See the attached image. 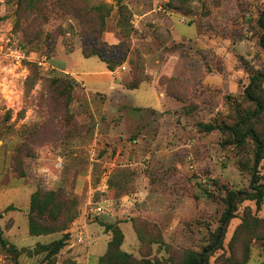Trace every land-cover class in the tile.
Segmentation results:
<instances>
[{
  "label": "rangeland",
  "instance_id": "374dc122",
  "mask_svg": "<svg viewBox=\"0 0 264 264\" xmlns=\"http://www.w3.org/2000/svg\"><path fill=\"white\" fill-rule=\"evenodd\" d=\"M263 10L264 0H0V264H264V160L260 202L240 201L220 249L199 258L228 195L252 192L256 146L244 136L264 143V113L253 116L244 92L264 72ZM9 48L23 49L21 67ZM98 51L110 67L124 62L127 86L154 82L166 111L78 92L65 60L97 72L100 59L84 56ZM37 150L59 167L53 187L31 173Z\"/></svg>",
  "mask_w": 264,
  "mask_h": 264
},
{
  "label": "trees",
  "instance_id": "16d2710c",
  "mask_svg": "<svg viewBox=\"0 0 264 264\" xmlns=\"http://www.w3.org/2000/svg\"><path fill=\"white\" fill-rule=\"evenodd\" d=\"M258 26L263 33L261 38H260V46L264 51V10H263V12L260 15V18L258 20ZM85 57L86 58L98 57L101 61H103L109 65V69L111 71H115V69L117 67L122 66V64L124 63L123 61L118 62L115 64L114 67H110L109 62L105 60L104 56L99 51L97 54H94L92 56L91 55H85ZM263 85H264V72L253 76L250 79V83L244 92L247 102L253 104L256 107L253 116H258V115L264 113V90L262 88ZM129 88L130 89H136V86L133 83L129 86ZM239 127H240V125L237 124L236 126L232 127L231 130H229V131H233L234 135H236L235 132L237 131V129ZM246 137H250L256 146L255 163H254V176H253V181H252V185H251L252 192L251 193L250 192H240L238 194L230 193L228 195V197L225 201L226 210H225L224 214L222 215L220 226L216 230L215 234L212 236L211 245L207 249H205L203 251V253L199 256L201 261H204L207 257H210L213 253H215L217 250L220 249V247H221V245L225 239V235H226L227 229L229 227V224L235 218L234 215L236 212V205L240 201H245V200L256 201L257 203L260 202L263 187H261L257 183H258V177H259L258 176L259 175L258 174L259 173L258 172L259 165L262 162V160H264V143H263L261 137L254 130H249L245 134L244 140L246 139ZM116 231H117V235H119V237L122 240L123 235L121 234V232L118 229ZM31 232L34 233V229L33 230L31 229ZM119 241H120V239H119ZM0 242L2 243L3 247L8 246V243L2 239L1 228H0ZM113 243L114 242H112L111 245ZM57 246H58L57 248L59 251L60 249H62L64 247V242L60 241Z\"/></svg>",
  "mask_w": 264,
  "mask_h": 264
},
{
  "label": "crops",
  "instance_id": "0c3cea01",
  "mask_svg": "<svg viewBox=\"0 0 264 264\" xmlns=\"http://www.w3.org/2000/svg\"><path fill=\"white\" fill-rule=\"evenodd\" d=\"M71 55L72 54H70L65 60L66 72L75 84V87L77 86L76 90L84 93L89 100L95 96L99 98V95H101L107 97V102L109 104L111 97L119 95L127 101L129 99L130 101L133 100L134 107L135 104L138 103L139 106L135 107L138 110H152L161 114L164 113L167 106L172 103L164 93H161L156 89L154 82L144 83L139 88L130 89L127 85L132 81V78L126 72V68L123 73L120 71L118 72V69L111 71L108 64L101 60L102 66L97 72L78 73L76 71L77 62H71ZM79 62L80 61H78V65ZM115 134L116 131L112 129L110 131V135L113 137L112 139L118 137L115 136ZM138 142L139 141H136L135 144H138Z\"/></svg>",
  "mask_w": 264,
  "mask_h": 264
},
{
  "label": "clouds",
  "instance_id": "9594fccd",
  "mask_svg": "<svg viewBox=\"0 0 264 264\" xmlns=\"http://www.w3.org/2000/svg\"><path fill=\"white\" fill-rule=\"evenodd\" d=\"M38 162L31 169L32 175L44 182L46 187H53L60 180L59 167L56 162H52L50 165L44 163V156L39 150H37ZM62 158H57V161Z\"/></svg>",
  "mask_w": 264,
  "mask_h": 264
},
{
  "label": "built area",
  "instance_id": "2783aa9c",
  "mask_svg": "<svg viewBox=\"0 0 264 264\" xmlns=\"http://www.w3.org/2000/svg\"><path fill=\"white\" fill-rule=\"evenodd\" d=\"M4 47L7 48V45H5V40H0V51L4 50ZM10 56L13 59V63L15 66H22V64L26 61L27 56L24 53L22 48H15L14 50L9 48ZM43 65V64H40ZM46 65V64H44ZM98 214H103V210L100 208L96 211Z\"/></svg>",
  "mask_w": 264,
  "mask_h": 264
}]
</instances>
